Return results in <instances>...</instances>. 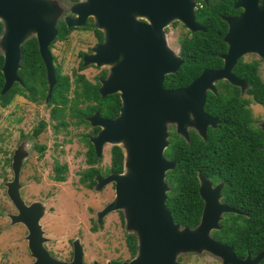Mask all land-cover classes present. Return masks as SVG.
Wrapping results in <instances>:
<instances>
[{"label": "water", "instance_id": "obj_1", "mask_svg": "<svg viewBox=\"0 0 264 264\" xmlns=\"http://www.w3.org/2000/svg\"><path fill=\"white\" fill-rule=\"evenodd\" d=\"M196 1L85 0L71 6L74 17L65 18L68 30L83 27L90 17L93 26L103 32L102 44L83 56L82 65L108 66L99 95L118 94L120 101L118 114L112 119H104L97 112L85 118L91 127L99 128L89 138L96 157H101L104 143L118 146L122 152V171L95 177L93 186L114 183V199L100 214L128 206L126 216L135 232L136 252L131 260L120 264H181L176 259L179 253L201 250L218 257L221 264H258L264 257L262 249L253 258L239 259L231 247L211 236L212 231L221 228L223 213L236 212L220 202L222 183L212 187L198 174V195L203 206L193 228L173 222L165 206V173L175 166L163 154L168 145V124H173L174 132L187 143L190 130L205 140L207 128H215L217 123L203 110L206 93H215V82L227 81L242 95L247 84L232 74L235 63L247 52L264 56V0H236L233 8L241 11L236 16L222 17L227 25L223 38L227 50L220 55L222 67L202 70L184 87L164 89V76L175 73L182 59L166 48L163 29L175 21L190 32H204L194 18ZM52 16L47 0H0L1 93L18 81L20 46L34 37L49 95L55 83L48 50L56 34V22L48 20ZM258 126L264 131V122ZM11 198L27 227L32 264H82L77 244L70 262L52 258L42 246L40 207L23 205L14 192Z\"/></svg>", "mask_w": 264, "mask_h": 264}, {"label": "trees", "instance_id": "obj_2", "mask_svg": "<svg viewBox=\"0 0 264 264\" xmlns=\"http://www.w3.org/2000/svg\"><path fill=\"white\" fill-rule=\"evenodd\" d=\"M235 1H196L194 18L205 31L185 30L179 38L178 55L182 63L175 73L164 76V89L184 87L202 70L222 67L220 55L227 50L223 40L227 25L222 17L236 16L241 11L233 8ZM2 29L0 22V34ZM67 33L64 26L59 27L55 40L63 39ZM20 48L21 58L16 71L18 81L13 82L4 93H1L3 58L0 54V107L9 104L15 95H22L36 103L45 100L46 106H50V119L55 122L54 132L66 130L69 125L89 128L88 132L80 135L86 146L84 162L87 167L78 178L83 188L92 189L95 177L120 173L123 157L118 146L110 148L108 167L101 169L98 166L102 159L95 156L89 138L95 136L99 129L90 128L85 120L94 112L104 119L116 117L120 107L118 94L101 97L97 91V77L92 82L82 74L72 73L71 78L61 74L60 68L55 66V83L47 95L44 67L35 38L25 40ZM257 70V61L245 62L240 57L232 72L246 82L245 96L227 81L215 82V93H206L203 106L204 112L216 119L215 128H207L205 140L190 130L187 143L170 127L168 145L163 152L167 160L175 163L174 168L165 173L168 186L165 206L173 222L181 227L193 228L197 225L203 206L198 195V174L212 184L222 183L221 202L238 213L224 214L219 221L221 228L212 231L211 236L231 247L239 259L246 256L253 258L264 249V131L255 124L256 119L249 107L250 103L264 104V81ZM66 117L73 121L68 123ZM44 126L41 121L33 129V136L39 134ZM36 148L39 152L44 149L43 146ZM66 171V164L55 161L51 180L64 182ZM91 229L96 230L95 227ZM125 243L129 255L133 257L136 252L135 237L127 235ZM258 264H264V257Z\"/></svg>", "mask_w": 264, "mask_h": 264}, {"label": "rangeland", "instance_id": "obj_3", "mask_svg": "<svg viewBox=\"0 0 264 264\" xmlns=\"http://www.w3.org/2000/svg\"><path fill=\"white\" fill-rule=\"evenodd\" d=\"M47 1L53 12L49 21L57 22L72 15L70 8L74 3L71 0ZM174 22L167 24L163 32L166 48L178 56L179 38L187 29L179 22L173 25ZM93 42L90 32L72 31L64 40L52 45L51 53L63 75L72 78V73L79 71L76 68L78 52H85ZM2 50L0 41V52ZM241 58L245 62L257 61V73L264 81V56L247 52ZM107 67H86L78 74L92 81L99 68ZM242 95L245 96L244 92ZM249 107L255 124L263 123L264 105L250 103ZM49 109L42 101L33 104L18 96L6 107H0V264H32L34 261L27 246V227L12 201V192L23 205L40 207L38 224L42 246L52 258L70 262L77 244L82 250V264L131 260L125 239L127 235L135 236V232L126 216L128 206L100 214L114 199V183L88 190L78 182L80 172L87 167L84 162L86 146L80 135L89 128L69 125L66 130L54 132L55 122L49 117ZM65 119L68 123L73 121ZM41 121L45 123L44 129L38 136H31ZM170 127L174 125L168 124V130ZM37 146L44 147L42 152ZM111 146V143L103 144L102 160L98 165L101 169L109 165ZM55 161L66 164L64 182L50 178ZM91 227H95L96 232H91ZM176 259L181 264H221L218 257L204 250L179 253Z\"/></svg>", "mask_w": 264, "mask_h": 264}, {"label": "flooded vegetation", "instance_id": "obj_4", "mask_svg": "<svg viewBox=\"0 0 264 264\" xmlns=\"http://www.w3.org/2000/svg\"><path fill=\"white\" fill-rule=\"evenodd\" d=\"M78 1H81V0H71V2L72 3H74V4H76V3H78ZM67 17V16H66ZM66 17H64V18H62V19H60V20H58L57 22H56V24H55V31H56V34H55V37H54V39L50 42V44L48 45V50H49V53H50V55H51V58H52V64H53V67H54V72L56 73V71H55V66H58L57 64H56V60H55V57L52 55V53H51V47H52V45L55 43V42H57V41H62V40H64L65 38H66V36H68V34L69 33H71L72 31H87V32H90L91 33V35H92V37H93V39H94V42H93V44H92V46L90 47V48H88L85 52H78V57H79V60H78V65H77V69L79 70L78 72H81V71H83L84 69H86V67H95V68H98V67H96L95 65H88V66H83L82 65V60H83V56L84 55H89V54H91L92 53V49L94 48V47H96V46H98V45H100V44H102V42H103V40H104V37H103V32L102 31H100V30H98V29H96L94 26H93V21H92V19L90 18V17H88V18H86V20H85V25L83 26V27H73V28H71L70 30H68L67 29V27H66V24H65V18ZM70 17H74V15H71ZM61 26H64V28L68 31V33L64 36V38L63 39H60V40H55L56 39V36H57V29L59 28V27H61ZM34 38V37H33ZM36 45H37V43H36ZM179 50V49H178ZM37 51H38V49H37ZM39 55V54H38ZM41 60V59H40ZM44 67V66H43ZM59 67V66H58ZM77 72V73H78ZM60 73H61V70H60ZM103 73V75L102 76H100V74H102ZM107 73H108V69H103V68H99V71H98V73L93 77V80H92V82H94V79L97 77V83H98V86H97V91H98V88H99V86H100V82H101V80H103L105 77H106V75H107ZM44 74H45V70H44ZM62 74V73H61ZM83 75V74H82ZM45 81H46V78H45ZM47 84V83H46ZM99 93V92H98ZM15 96H18V97H20V98H22L23 100H25V101H27V102H29V103H36V102H33V101H30L29 99H27L26 97H24V96H22V95H15ZM14 96V97H15ZM13 97V98H14ZM12 98V99H13ZM12 101V100H11ZM41 102V101H40ZM42 102L44 103V105L46 106V104H45V100L43 101L42 100ZM37 103H39V102H37ZM10 104V103H9ZM8 105V104H7ZM6 105V106H7ZM259 105V104H258ZM264 105V104H263ZM5 106V107H6ZM47 107H49L50 108V106H47ZM1 108H4V107H1ZM49 111H50V109H49ZM49 117H50V112H49ZM256 123V122H255ZM89 125V124H88ZM80 127H83V126H80ZM90 128H93V127H91V126H89ZM35 129V128H34ZM99 128H97V130H98ZM43 130V129H42ZM96 130V131H97ZM42 132V131H41ZM40 132V133H41ZM39 133V134H40ZM96 133V132H95ZM39 134H37L36 136H38ZM31 136H33V131H32V133H31ZM35 136V137H36ZM34 137V136H33ZM217 184L215 183V184H212L211 183V186L212 187H214V186H216ZM220 202H221V196H220ZM221 203H223V202H221ZM223 204H225V203H223ZM226 205V204H225ZM227 206V205H226ZM231 208V207H230ZM235 210V209H234ZM236 211V210H235ZM229 213H238L237 211L236 212H228V213H223L222 214V217H223V215L224 214H229ZM244 214V213H243ZM242 214V215H243ZM92 228V227H91ZM90 228V229H91ZM91 232H96V230H94V231H92V229L90 230ZM82 251V250H81ZM81 262H82V256H81ZM114 262H117V261H113V262H111V264H113ZM119 264H120V262H118Z\"/></svg>", "mask_w": 264, "mask_h": 264}]
</instances>
